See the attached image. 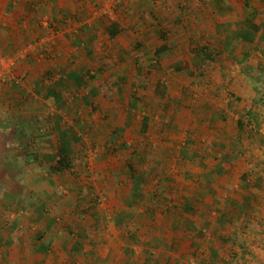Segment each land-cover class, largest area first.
<instances>
[{"label": "rangeland", "instance_id": "1", "mask_svg": "<svg viewBox=\"0 0 264 264\" xmlns=\"http://www.w3.org/2000/svg\"><path fill=\"white\" fill-rule=\"evenodd\" d=\"M251 5L256 17L244 0H0V111L9 94L16 112L40 97L49 113L36 120L77 138L73 171L57 178L58 213L11 215L0 197L10 240L0 264H218L230 249L240 254L233 264L264 261V138L254 133L264 135V0ZM113 21L122 31L111 38L103 28ZM191 40L222 49L223 61L198 66ZM132 150L144 154L147 182L130 177ZM242 179L256 195L244 227L221 216L230 200L248 199ZM37 235L51 245L37 250Z\"/></svg>", "mask_w": 264, "mask_h": 264}, {"label": "crops", "instance_id": "2", "mask_svg": "<svg viewBox=\"0 0 264 264\" xmlns=\"http://www.w3.org/2000/svg\"><path fill=\"white\" fill-rule=\"evenodd\" d=\"M15 9L18 12L17 21H21L22 17L26 19L22 14L27 13V9L26 11H21L19 7ZM46 72H49V69L46 68ZM45 97L56 101L54 96L47 94V90ZM3 101L9 104V107L4 108L3 112L0 111V123H2L0 125V197L7 199L8 211L13 209L11 215H14L16 210L14 207H24V211L31 213L44 210L45 216L51 211L49 208L52 209V213H58L56 204L58 199L61 200L59 195L64 190H62L63 185L60 183L57 185L56 182L63 174L55 172L53 166L58 134L62 128L55 119L49 125L36 120L48 116L49 113L47 110L38 109V106L43 104L40 97L31 98V103L25 104L26 110L23 112H16L13 109L14 100L10 94L4 97ZM22 113L23 117H20ZM56 117L59 118L58 115ZM21 134H24V138L27 135L25 142L20 137ZM2 236L7 239L5 243L10 241L8 235ZM37 236L38 241L35 240L38 245L37 250L43 251V248L51 245L40 241L42 238L40 235ZM53 244L59 245L57 242ZM26 257L31 263L38 258L36 253Z\"/></svg>", "mask_w": 264, "mask_h": 264}, {"label": "trees", "instance_id": "3", "mask_svg": "<svg viewBox=\"0 0 264 264\" xmlns=\"http://www.w3.org/2000/svg\"><path fill=\"white\" fill-rule=\"evenodd\" d=\"M251 2H252V0H244V6L251 10V17H256L258 11L256 8L252 7ZM252 26L255 29V31L258 30L257 25L252 24ZM103 31L109 37L114 38L121 33L122 27H121L119 22L113 21V22L109 23L108 25H105L103 28ZM262 36L264 37V31L262 32ZM190 42H191V49L190 50L193 53V57L197 61L198 66L201 67L202 65H205V63H209V62L210 63H221L223 61L224 56H223V50L222 49L214 50V49H212L206 45H200V46L194 45L192 40ZM167 48H168L167 44L164 43L155 50V53L157 55H159V54L165 52L167 50ZM175 68H176V70H180L181 64L177 63ZM71 77H73V80L71 82L74 83L76 86H80L81 84L84 83L83 77L80 75L75 74L73 76L71 75ZM89 77L92 78L93 75H89ZM159 86L163 87L162 85H158V87H157L158 92H160ZM47 94L50 96H54V98L58 101L61 100L60 91H55V89L50 88V89H47ZM252 116H254V115L249 110L248 111V118L251 119ZM149 124H150V118L148 116H143L142 121H141V126H140V132L145 134L148 130ZM237 127H238V132L241 134L242 131H246V129L248 128V121H244L242 118H239L237 120ZM254 133H255V135L259 134V136L261 138H264V135L258 133L257 131ZM250 135L248 133V136H250ZM76 139L77 138H76L75 134H73L71 132V130H69L68 128L61 129V132L58 134V139H57L58 142H57L56 150L54 153L55 156H54L53 169L55 172H57L59 174H65L66 172L72 173V171H73V162H72L73 161L72 160L73 147L72 146H73V142H75ZM144 161H145V157H144V154L142 152H140L138 150L137 151H135V150L131 151V157H130V160L127 161L126 166L130 172V177L133 181H138L140 183L147 182V180L145 179V176H143L139 172V166ZM242 180H243V186H244L243 191L246 192L248 199L244 200L242 202H240L239 200H236V201L230 200L228 202L229 207L226 210H223L221 212V216L225 220H228V221L231 219H234V218H239L243 224L241 226L244 227V225L247 224V217L249 218L251 216L250 205H251V202L256 199V195L251 192L250 183H246L245 179H242ZM257 180H259L260 183H264V176L261 175ZM187 208L189 209V211L191 213H193V214L196 213V210L193 206H188ZM146 216L148 217V219L152 218L153 217V209H151L150 207H147L146 208ZM194 230H195V233H194L195 236H201L203 234L202 228L195 227ZM217 237H218V240L222 244H227L228 242L233 241V237H231L230 235L225 236V235L219 233V234H217ZM5 240L6 239L4 238V236H2V233L0 231V249H2L4 245H6ZM244 249H245V247H242L241 252H243ZM213 252L216 253V251H213ZM229 252L230 253H229L228 257H226V258L222 257L221 259H219L218 264H233V261L236 260V258L240 255L238 251L232 252L231 249L229 250ZM251 260L252 261H249V262L247 261L246 264H254L255 263L254 261L256 259H254V257H251ZM144 261L149 262V258L146 257L144 259ZM263 262H258V263L264 264Z\"/></svg>", "mask_w": 264, "mask_h": 264}]
</instances>
